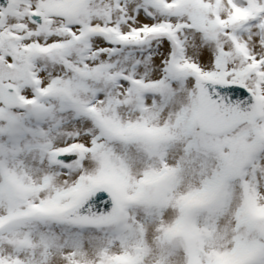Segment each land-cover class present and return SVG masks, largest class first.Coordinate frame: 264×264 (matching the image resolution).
Listing matches in <instances>:
<instances>
[{"label": "snow or ice", "instance_id": "obj_1", "mask_svg": "<svg viewBox=\"0 0 264 264\" xmlns=\"http://www.w3.org/2000/svg\"><path fill=\"white\" fill-rule=\"evenodd\" d=\"M0 264H264V0H0Z\"/></svg>", "mask_w": 264, "mask_h": 264}]
</instances>
